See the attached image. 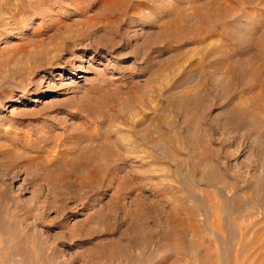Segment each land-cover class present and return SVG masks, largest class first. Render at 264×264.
<instances>
[{
  "label": "rangeland",
  "instance_id": "rangeland-1",
  "mask_svg": "<svg viewBox=\"0 0 264 264\" xmlns=\"http://www.w3.org/2000/svg\"><path fill=\"white\" fill-rule=\"evenodd\" d=\"M258 223L264 0H0V264H264Z\"/></svg>",
  "mask_w": 264,
  "mask_h": 264
},
{
  "label": "bare ground",
  "instance_id": "bare-ground-1",
  "mask_svg": "<svg viewBox=\"0 0 264 264\" xmlns=\"http://www.w3.org/2000/svg\"><path fill=\"white\" fill-rule=\"evenodd\" d=\"M89 164L90 163H88V162H84V166L85 167H89ZM90 172H91V174H93V176H95V177H99V168L98 167H96V168H94L93 170H89ZM249 220V219H248ZM252 221H253V219H252ZM254 222V221H253ZM258 222H260V221H258ZM263 222V221H262ZM262 222H260V223H262ZM256 223V222H255ZM260 223H258L259 224V228H262V227H264L262 224H260ZM244 227L247 229V230H249L251 227H253V225H252V223H251V221H247V224H245V222H244ZM259 228H257V230L259 229ZM246 232H248V231H246ZM252 232H253V229H252ZM253 234V233H252ZM249 236H250V234H249Z\"/></svg>",
  "mask_w": 264,
  "mask_h": 264
}]
</instances>
